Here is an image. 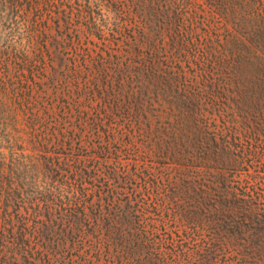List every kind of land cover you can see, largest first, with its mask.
I'll use <instances>...</instances> for the list:
<instances>
[{"label": "trees", "instance_id": "obj_1", "mask_svg": "<svg viewBox=\"0 0 264 264\" xmlns=\"http://www.w3.org/2000/svg\"><path fill=\"white\" fill-rule=\"evenodd\" d=\"M205 1L222 25L204 32L191 76L181 58L192 30L169 0L137 29L133 49L149 58L110 81L142 114L148 92L160 107L141 145L100 123L89 127L104 142L61 140L54 156L12 149L23 140L11 129L0 140V264H264L263 20L249 0ZM6 70L0 60V112ZM127 147L149 160L117 157Z\"/></svg>", "mask_w": 264, "mask_h": 264}, {"label": "rangeland", "instance_id": "obj_2", "mask_svg": "<svg viewBox=\"0 0 264 264\" xmlns=\"http://www.w3.org/2000/svg\"><path fill=\"white\" fill-rule=\"evenodd\" d=\"M142 1L148 3L142 5ZM151 1L0 0V60L8 63L3 77L5 100L10 105L0 112V140L6 141L11 129L23 140L22 147L16 144L12 149H24L27 157H38L43 151L54 156L61 140L75 147L104 142L105 138H99L89 127L100 123L115 129L117 140L127 141L125 135L129 133L130 141L141 145L149 136L145 123H160L156 118L160 107L153 94L145 90L148 94H144L143 104L147 112L142 114L134 103L124 104L120 94L115 93L118 91L110 88V81L114 83L126 65L141 67L149 58L146 47L133 49L137 29L143 21L154 26V9L166 11L169 0ZM249 1L255 4L264 26V0ZM177 2L192 30L193 46L189 52L185 49L181 58L182 67L191 76L200 57L204 32L214 23L217 27L222 24L205 0ZM142 6L148 9L145 19L139 16ZM156 31L163 66L169 54L166 42ZM11 117L17 118L16 126ZM124 149L126 152L117 157L125 162L139 159L140 166L149 160L146 155L138 156L134 148ZM48 179L54 186V175ZM27 182H37L36 174Z\"/></svg>", "mask_w": 264, "mask_h": 264}]
</instances>
